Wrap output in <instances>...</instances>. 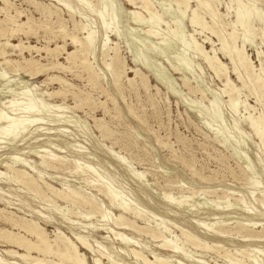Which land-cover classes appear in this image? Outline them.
Instances as JSON below:
<instances>
[{"label": "rangeland", "instance_id": "1", "mask_svg": "<svg viewBox=\"0 0 264 264\" xmlns=\"http://www.w3.org/2000/svg\"><path fill=\"white\" fill-rule=\"evenodd\" d=\"M12 1L17 9H23L34 18H37V20L40 19L39 12L27 0ZM42 1L47 4L53 3L50 0ZM76 1L70 0L72 12H74V20L80 21L90 30H94L95 48L93 49V54L89 57H91V61L94 60L92 62L94 69L99 74L97 88H95L96 86L92 87L85 77L79 76L75 68L62 70L52 67L50 63L55 60L53 57L45 55L46 53L43 51H40V53L24 52L22 55H10L8 53L9 56L6 59L10 60V67L8 64H6L8 67H5L2 59H0V74L2 72L6 76L7 74L8 76L11 74L9 77L4 76L0 78V81L3 83L0 89V102H2L0 103V109L9 116L19 118L18 120H23L24 118L26 121H31L26 115H35L31 123L27 124L24 121L21 124L20 127H23L25 130H22L18 136L15 135L16 137L7 138L6 135H2V132H0V171L4 172L3 176L1 175L0 177V208H3L6 212H12V215L17 216L18 219H32L38 222L50 239L54 237V231L58 230V232L60 231L67 237H70L74 242L75 233H78L86 236V238L88 237V241L94 247L96 246L95 242H98L101 250L105 251L104 253L106 254H111L112 259H119L123 255L122 249L124 245L115 239L116 237L109 230L111 228L115 232L123 233L124 236L130 238L135 242L137 247H141L144 254L153 259L151 251H154L156 254L161 253L158 245L159 241L145 233H138L130 227L114 224V217L119 214V211L110 205L104 195L92 189L93 183L101 185L97 183V179L101 176L100 180L110 182L112 188L116 189L117 195L115 199H123L131 207L142 211L141 213L144 214V217L145 214L148 216L149 220L137 219V225L159 226L162 230L164 229L163 231L166 230L167 232L165 231L164 234H166L167 239L172 241L171 243L177 244L182 253L186 254V257L188 256L185 260L181 257L173 258L183 259L182 261L186 264H232L231 261L233 263L238 261L236 259H240L239 262L242 264L252 263L251 259L253 262L256 260L258 263L264 264L263 227L257 224L255 225L256 227L250 225L253 222L259 221L261 223L264 221V215L259 216L260 214H264V147L259 138L252 132L249 123H247V120L251 117L253 119L262 117V119L260 118L261 121L264 119V114H262V112L264 113V41L262 40L264 39V29H262L264 28V21L262 23V19L264 20V18L260 19L264 17V0H239V2L238 0H233L231 3H228V0H222L224 2H221V0H218L219 2L217 0V2L212 1L217 11L218 18L216 20L222 29L221 34L223 33V36H225L224 34L231 31L235 32L236 38L238 37L236 40L237 46H242L244 54L251 59L254 73L259 77L261 75L260 91H262L259 100H256L254 93L251 92V84L247 82V85L243 87L241 81L239 82L236 76L232 74V63L218 48L220 45L217 37L209 31L201 30L199 26H192L189 23L188 15L191 9L196 6L197 0H188L187 9L189 13L186 12V9L184 14L181 13L175 2L171 0H150L154 4L151 3L154 9L160 14V17L153 18L156 21L147 20L148 15L139 9H135L141 14L138 18L128 14V10L133 8L124 0H111L110 6H108L110 3L108 0H103V2L102 0ZM99 2L101 3L99 4ZM239 4L244 5L242 6L243 11L246 9L250 13L248 19L243 24H237L234 16L235 9L241 6ZM246 5L252 9H248ZM0 6H3L1 1ZM235 6L237 7L235 8ZM251 6L255 7L256 10ZM102 9L104 11L107 10L105 13L107 15L104 16L106 22H109V17H112L110 27L108 26L106 31L101 30L103 29L102 23L98 17ZM180 9L182 10V8ZM201 11L200 13L205 22L211 24L210 17L204 10ZM251 13L254 16H250ZM59 14L62 16L61 19L66 32H75L66 9L61 10ZM22 19L25 21L24 16ZM90 21L91 25H88ZM47 23L49 24H47V29L45 30L34 26L36 29L35 34L28 33V35L23 36L20 34L10 39L14 43H18V40L22 39L23 42L39 47H54L56 43L59 46L65 43V49L71 51L73 46L70 40L68 38L62 39L57 32L58 23L55 21V18H51ZM247 23L250 25L247 26ZM113 29L115 30L113 31ZM147 30L154 31L155 34L158 33V36L145 34ZM242 31L245 32L244 34H247L245 37L249 36L250 40L242 36ZM80 32H78V35L82 37L83 33ZM103 35L106 36L104 37ZM179 36L181 37L179 38ZM241 36L243 39H241ZM261 37L263 38L260 39ZM185 40L186 42H191L186 43ZM100 41L102 42L100 43ZM104 42L108 44H105V47L117 46L118 57H120L119 59L123 67L125 65V74L120 78V82L123 81L119 85L120 89L114 86L111 72L103 66V57L99 49L101 48L100 45ZM195 44L202 45L203 50L210 55L215 53L225 64L230 80L236 87V91H234L235 104L233 106L228 95L223 93V84L212 73L205 61L202 60L200 54L195 49ZM56 54H58L57 59L59 62L64 65L70 63L65 60L64 51L58 50ZM27 59L36 61V66H33V68L40 65L39 67L43 66L44 71L41 70L37 77L31 78L25 73V67L27 68L29 65L27 63L24 64ZM185 61L188 62L185 63ZM18 64L21 66L18 67ZM173 67H176L177 70H173ZM10 68L13 71L7 70ZM16 68L21 69L20 73ZM134 70H139L145 75L148 81L147 87L149 85L148 88H144L143 81L138 76H134ZM50 75H55L66 80V84H70L71 86L69 87L66 84L63 86L61 84L60 86L56 80L47 82V77ZM183 79L187 80L188 86L195 89L199 88V91L202 92L189 91L188 86L183 84ZM24 80L27 81L26 85L21 83ZM4 83L8 84V87ZM7 89L8 91L12 89L10 91L11 94ZM57 89L64 92L65 95H53L51 98L47 96V93L56 91ZM20 90L21 93L25 91L23 97L20 95ZM29 91H32V93ZM72 91L79 92L82 98L86 97L85 103L87 105L74 107ZM16 93L18 95H15ZM211 96L214 97L215 101ZM10 98H15L16 103H24V107H29L26 108L28 113L19 114L18 111L13 113V111L4 108L3 102ZM211 100L212 103L210 102ZM40 102L44 105L39 104ZM114 104L118 107V110L114 108ZM56 105H61L62 108H55L54 106ZM127 106L135 111V113L129 114ZM32 108L37 109L34 110L36 113L30 110ZM218 115H221V117H218ZM95 120H100L99 122L107 127L110 132L109 137L101 135ZM262 122L264 125V120ZM47 130L54 134H42L47 133ZM45 141L47 144L44 143ZM57 147L61 148V151L55 150ZM35 149L36 151L42 149L49 150V152L53 151L55 154L63 155L69 162L73 160L78 161L77 163L80 167H76L75 165L74 169L78 172L80 169H83L85 172L83 170L80 171L83 176L75 174L70 169L51 170L42 166L39 163L40 158L33 153ZM78 149L82 151V156L80 157L75 156L76 152L74 150ZM32 150L33 152L31 153L30 151ZM12 154H16L17 157L22 158L21 160L28 164L26 168L33 167L27 170L35 177L41 172L40 174L44 177L43 179L54 188L61 189L67 186L80 189L81 187L83 193L94 198L99 203L101 212L84 217L83 214L88 212L87 207L78 204L74 206L68 205L47 193L45 195H34V193L26 190L23 185L14 181H7L5 177H11V172L6 168L5 162H9L8 157ZM115 154L122 155V161L124 162H121L118 157L116 158ZM87 167H93V170H96L97 173L95 171L94 174L88 173L91 170ZM83 177L88 178L87 181H91L92 179V182L87 184ZM253 181L256 183L252 184ZM221 195H225L226 198L221 199ZM120 199L117 200L119 201ZM64 206H67V210L63 208ZM61 209L65 210V213ZM250 209L252 212H250ZM155 216L158 218H155ZM124 217L131 220L129 215H124ZM3 219H0V228L17 232V229ZM238 222L242 226H237ZM243 222H246V224ZM209 226L215 229H210ZM218 227L221 228L219 229ZM236 227H240L238 228L240 232L236 231ZM246 228L251 229V231L255 230L260 236L253 231V237H244V235L249 234L247 233L248 231L251 232ZM222 229H226L230 234L227 232L226 235H220L223 237L218 238L219 240H214L213 236H211L212 233ZM259 229L260 232L258 231ZM182 232L194 234L209 245L210 243L211 245L218 243L223 250L220 248L221 250L215 253L200 249L186 242ZM241 232H245L246 234H242ZM2 240L0 237V253L6 248L18 250L16 247L6 244ZM76 244L78 245V242ZM233 249H237L235 250L236 252H232ZM225 250L231 251L232 256L229 259L222 258V253ZM244 250L249 252L248 254H252L249 255V257L251 256L250 259L242 252ZM18 251L22 252L20 249ZM80 252L85 255L89 264L93 263L91 259L93 258V253L85 251L82 248H80ZM31 255L38 256L34 251H31ZM38 257L41 258L42 256L39 255ZM47 259L49 258L47 257ZM103 261L105 263L107 260L103 259ZM125 261L127 263L130 262V264H136L133 260L126 259ZM139 264L144 263L141 262Z\"/></svg>", "mask_w": 264, "mask_h": 264}, {"label": "bare ground", "instance_id": "2", "mask_svg": "<svg viewBox=\"0 0 264 264\" xmlns=\"http://www.w3.org/2000/svg\"><path fill=\"white\" fill-rule=\"evenodd\" d=\"M2 2L3 6H0V59H2L3 64H5V67H8L6 64L9 65L10 60L6 59V57L9 56V54H18V55H22L24 52H28V53H40V51L45 52L47 56L49 57H53V59L55 61H52L50 64L52 67H56L62 70H71L72 68L76 69L78 71L79 76H83L85 77L86 81L92 85V87H95L98 84V79H99V74L95 71L94 66H93V61L90 60L91 57H89L91 54H93V49L94 47V40H95V36H94V30L92 31V29L90 30L85 24H82L80 21H76L73 18V14L74 12H72V5L70 4V0H50L53 3L51 4H47L45 2H43L42 0H27L30 4H32L34 6V8L39 12L40 14V19L37 20V18H34L30 13H27L26 11H24L23 9H17L16 6L14 5L12 0H0ZM47 1V0H46ZM76 1V0H75ZM81 1V0H80ZM101 1V0H100ZM110 1L109 5L111 4V0H108V2ZM130 7H132L133 9H129L128 10V14L133 15L135 17H140V13L139 11L135 10V9H139L142 12H145L148 15L147 20H151V21H156L153 18H158L160 17V14L157 10L154 9L153 7V3L150 0H124ZM173 2H175V4L178 6L179 10L181 11L182 14L185 13V10L188 8V0H171ZM212 1H216V0H197L196 6L194 8L191 9L190 14L188 15V21L192 26H199V28H201V30H207L210 33L214 34L217 37V40L219 42L220 47H218L220 49L221 52H223V54L227 57V59L230 60V62L232 63V74H234L236 76V78L239 80V82L241 81L243 87L245 85L251 84V92L254 93L256 100L260 99V87H261V83H260V77L258 75H256L253 71V67L251 66L252 62L251 59H249L243 52V48L242 46L239 47L236 44V40L238 39V37L236 38V34L234 31H231L227 34H224L225 36H223V33L221 34V28L216 20L217 17V11H216V7L214 6V2L212 3ZM218 1V0H217ZM216 1V2H217ZM233 0H228V3H231ZM77 2V1H76ZM79 2V1H78ZM103 2V0H102ZM160 2V1H159ZM167 2V1H166ZM219 2V1H218ZM221 2H224L221 0ZM239 2V0H238ZM241 2V1H240ZM84 3V2H83ZM82 3V4H83ZM101 2H99L100 4ZM153 5H152V4ZM253 3V2H252ZM88 4V3H87ZM164 4V3H163ZM220 4V3H219ZM243 4V3H242ZM242 4H239L241 6L237 7L235 6V8L237 7V9H235V18H236V22L237 24L240 23H244V21H246V19H248L249 17V12L246 11V9H244L245 11L242 10ZM84 5V4H83ZM226 6V4H224ZM85 6V5H84ZM93 6V5H92ZM219 6V5H218ZM87 7V6H86ZM101 7V6H100ZM113 7V6H112ZM168 7V6H167ZM171 7V6H170ZM230 7H232V5H230ZM241 7V9H240ZM247 7V5H246ZM253 7V6H251ZM85 8V7H84ZM89 8V7H88ZM99 8V7H98ZM106 8V5H105ZM166 8V7H165ZM182 8V10L180 9ZM229 8V7H227ZM248 8V7H247ZM254 10L255 7H253ZM68 13V16L71 18V22H72V27L73 30H75V32H71V33H67L66 32V28L64 26V23L61 19L62 16H60L61 14H59V12L61 10H65ZM100 9V8H99ZM175 9V8H174ZM248 9H252V8H248ZM75 10V9H74ZM92 10V9H91ZM204 10L206 12V14L210 17L212 23L211 24H207V22H205V20L203 19V16L201 15L200 11ZM228 10V9H227ZM230 10V8H229ZM76 11V10H75ZM103 9L102 12H99L98 17L99 20L101 21V25L102 28L101 30L106 31L108 29V26L111 24L112 22V17H109V22L105 21V13L106 11H104L103 13ZM253 11V10H252ZM188 12V9L187 11ZM202 12V11H201ZM257 12V11H255ZM79 13V12H78ZM77 13V14H78ZM81 13V12H80ZM127 13V12H126ZM189 13V12H188ZM229 13V12H228ZM82 14V13H81ZM80 14V15H81ZM178 14V13H177ZM204 14V13H203ZM83 15V14H82ZM85 15V14H84ZM180 15V14H179ZM187 15V14H186ZM185 15V16H186ZM254 16L253 13H251L250 16ZM256 15V13H255ZM23 16L25 17V21L22 19ZM87 16V15H85ZM129 16V15H128ZM221 16V15H219ZM263 16V15H261ZM260 16V17H261ZM21 17V19H20ZM80 17V16H79ZM144 17V16H143ZM51 18H55V21L58 23V34L60 35V37L62 39H66L68 38L70 40V43L73 46V49L71 51H68L65 49V43L61 44L59 46L58 43H56L54 45V47H50V46H43V47H39L37 45H32L30 43L27 42H23L22 39L18 40V43H14L11 41V37L13 36H18V35H28V33H34L36 32V29L34 28V26L37 27H41V29L43 28L44 30L47 29V21H50ZM258 17H256L257 19ZM264 17H261L260 19H262ZM87 19V18H86ZM250 19V18H249ZM138 20V19H135ZM134 20V21H135ZM160 20V19H159ZM173 20V19H172ZM177 20V19H176ZM251 20V19H250ZM258 20V19H257ZM86 21V20H85ZM88 21V20H87ZM115 21V20H114ZM133 21V19H132ZM139 21V20H138ZM135 21V22H138ZM249 21V20H248ZM252 21V20H251ZM260 21V20H258ZM263 19H262V23H263ZM143 22V21H142ZM147 23V21H145ZM144 22V23H145ZM150 22V21H148ZM151 23V22H150ZM174 23V22H173ZM246 23V22H245ZM91 25V21L90 23H88V25ZM96 24V23H94ZM114 24V23H112ZM142 24V23H140ZM229 24V23H228ZM233 24V23H232ZM236 24V25H237ZM248 24V23H247ZM93 25V23H92ZM97 25V24H96ZM126 25V24H125ZM235 25V26H236ZM250 24H248L247 26H249ZM252 25V23H251ZM231 26V25H230ZM243 26V25H242ZM245 26V25H244ZM247 26H245L246 28H248ZM264 26V24H263ZM110 27V26H109ZM113 27V26H112ZM150 27V26H149ZM180 27V26H177ZM253 27V26H252ZM65 28V29H64ZM94 28V27H93ZM100 28V27H99ZM182 28V26H181ZM127 29V28H126ZM173 29V28H172ZM235 29V28H234ZM242 29V28H241ZM264 29V28H262ZM261 29V30H262ZM100 30V29H99ZM115 29H113L114 31ZM118 30V29H117ZM116 30V32H117ZM132 30V29H131ZM232 30V29H231ZM82 31V32H80ZM110 31V30H109ZM112 31V30H111ZM168 31V30H167ZM56 32V31H55ZM77 32V33H76ZM78 32L83 33L82 37H79ZM129 32V31H128ZM135 32V31H134ZM164 32V31H163ZM171 32V31H170ZM176 32V31H175ZM179 32V31H178ZM177 32V33H178ZM241 32V31H240ZM243 32V31H242ZM52 33V32H50ZM97 33V32H96ZM113 33V32H112ZM118 33V32H117ZM132 33V32H131ZM168 33V32H167ZM174 33V32H171ZM245 32H243L242 36H246L247 34H244ZM35 34V33H34ZM98 34V33H97ZM96 34V35H97ZM111 34V33H110ZM145 34L148 35H152L158 36V33H154V31L151 30H147L145 31ZM175 34V33H174ZM254 34V33H253ZM33 35V34H32ZM46 35V34H45ZM54 35V34H53ZM82 35V34H81ZM130 35V34H129ZM170 36H172L171 34H169ZM177 35V34H176ZM180 35V34H178ZM104 36V35H103ZM106 36V35H105ZM104 36V37H105ZM119 36V35H118ZM131 36V35H130ZM167 36V35H165ZM239 36V35H238ZM241 36V37H242ZM26 37V36H25ZM36 37V36H35ZM99 37V36H97ZM103 37V39H104ZM117 37V36H116ZM156 37V36H155ZM175 37V36H174ZM181 36H179L180 38ZM192 37V36H191ZM249 36L245 37L248 38ZM171 38V37H170ZM240 38V37H239ZM244 38V39H245ZM263 37H261L260 39H262ZM102 39V38H100ZM190 39V38H189ZM243 39V37L241 38ZM249 39V38H248ZM105 40V39H104ZM246 40V39H245ZM244 40V41H245ZM250 40V39H249ZM253 40V39H251ZM264 41V39H262ZM106 41V40H105ZM147 41V40H145ZM150 41V40H148ZM177 41V40H176ZM243 41V40H242ZM102 41H100L101 43ZM181 42V41H180ZM186 42V40H185ZM187 42H191V41H187ZM186 42V43H187ZM48 43V42H47ZM210 43V42H209ZM243 43V42H242ZM262 43V42H261ZM105 42L103 44L100 45V54L103 57V66L111 72V75L113 77V84L116 88H119L120 82V78L123 74H125L124 72V67L122 62L120 61V57H118V53H117V46H112V47H105ZM192 44V43H191ZM190 44V45H191ZM108 45V44H106ZM189 45V44H186ZM243 45V44H242ZM252 45V44H251ZM97 46V45H96ZM144 46V45H143ZM152 46V45H151ZM154 46V45H153ZM193 46V45H192ZM158 47V46H157ZM213 48V46H211ZM129 49V48H128ZM195 49L197 50V52L200 54L202 60L205 61L206 65L210 68V70L212 71V73L217 77V79H219L221 81V83L223 84V93H226L229 97L230 102L232 103V106L235 104V97H234V91L235 90V85L231 82L230 77L228 75V70L225 66V64L218 58V56L213 53L212 55L208 54V52L204 51L202 48V45H198L195 44ZM58 50L64 51L65 52V60L67 62H70L68 65H64L63 63L59 62V60L57 59V55L60 54H56V52ZM211 50V49H210ZM194 51V50H193ZM212 51V50H211ZM260 51V50H259ZM96 52V49H95ZM130 52V51H129ZM196 52V53H197ZM213 52V51H212ZM215 52V51H214ZM9 53V54H8ZM261 53V52H260ZM98 54V53H97ZM99 54V55H100ZM135 54V53H134ZM195 54V53H194ZM259 54V52H258ZM263 54V53H262ZM258 56V55H257ZM260 56V54H259ZM95 57V56H94ZM172 57V56H171ZM199 57V56H198ZM100 58V57H99ZM263 58H264V54H263ZM23 59V58H22ZM97 59V57H96ZM147 59V58H146ZM150 59V58H149ZM179 59V58H178ZM183 59V58H182ZM168 60V59H167ZM181 60V59H180ZM143 61V60H141ZM184 61V60H183ZM263 61V60H262ZM15 62V61H14ZM13 62V63H14ZM17 62V61H16ZM22 62V61H19ZM136 62V60H135ZM145 62V61H144ZM148 62V61H147ZM188 62V61H187ZM185 61V63H187ZM229 62V61H228ZM23 63V62H22ZM27 63L29 64L27 66V68L25 67V73H27L31 78H35L37 77L39 74V72L43 69V66L39 67H35L33 68V66H36L35 63L36 61H33L32 59L30 60H26V62H24V64ZM142 63V62H141ZM140 63V64H141ZM178 63V62H177ZM181 63V62H180ZM264 63V62H263ZM15 64V63H14ZM17 64V63H16ZM170 64V63H169ZM1 65V64H0ZM38 65V64H37ZM46 65V64H45ZM144 66V64H142ZM171 65V64H170ZM12 66V65H11ZM21 66V65H20ZM18 64V67H20ZM26 66V65H25ZM32 66V67H31ZM187 66V65H185ZM2 67V66H1ZM10 67V65H9ZM42 68V69H40ZM151 68V67H150ZM154 68V67H153ZM176 67H173V70H177ZM186 68V67H185ZM188 68V67H187ZM190 68V67H189ZM3 69V68H2ZM1 69V70H2ZM6 69V68H5ZM17 69V68H16ZM47 69H48V64H47ZM46 69V70H47ZM105 69V70H106ZM7 70H12V68L7 69ZM20 70L21 69H17ZM23 70V71H24ZM133 70V69H131ZM186 70V69H185ZM260 70V69H259ZM262 70V69H261ZM11 71V72H12ZM15 71V69H14ZM101 71V70H100ZM192 71V70H191ZM257 71V69H256ZM262 72V71H261ZM23 73V72H22ZM260 73V72H259ZM25 74V75H27ZM261 74V73H260ZM11 75V74H10ZM9 75V76H10ZM22 75V74H21ZM264 75V74H263ZM6 76L3 72L0 74V78ZM8 74L6 77H9ZM124 76V75H123ZM134 76H138L142 81H143V85L145 86L144 88L147 87V79L145 78V75L140 72L139 70H134ZM160 77V76H159ZM162 77V76H161ZM235 78V79H236ZM5 79V78H4ZM3 79V80H4ZM123 79V78H122ZM130 79V78H129ZM165 79V78H164ZM171 79V78H170ZM2 80V79H1ZM8 80V79H7ZM56 80L60 86L62 84V86L64 84H66V80L55 76V75H50L47 77V82L49 81H53ZM158 80V79H157ZM166 80V79H165ZM183 84L188 86V82L186 79H183ZM9 81V80H8ZM6 81V82H8ZM11 81V80H10ZM14 81V80H13ZM55 81V82H56ZM131 81V80H129ZM159 81V80H158ZM133 82V81H132ZM135 82V81H134ZM201 82V81H200ZM10 83V82H9ZM12 83V81H11ZM21 83H23L24 85H26L27 81H21ZM87 83V84H88ZM6 84V83H4ZM129 84V83H128ZM20 85V84H19ZM69 85V87L71 86L70 84H66ZM123 85V84H122ZM142 85V84H141ZM241 85V84H240ZM241 85V86H242ZM3 86V83L0 81V89ZM6 86L8 87V84H6ZM35 86V85H34ZM100 86V85H99ZM170 86V85H169ZM240 86V87H241ZM23 87V85H22ZM25 87V86H24ZM68 87V86H66ZM149 87V85H148ZM147 87V88H148ZM249 87V86H248ZM21 88V87H20ZM36 88V87H35ZM97 88V86L95 87ZM189 91L191 92H196L199 91L198 89L192 88L190 86H188ZM246 88V87H245ZM3 89V88H2ZM6 89V87H5ZM27 89V88H26ZM94 89V88H93ZM120 89V88H119ZM201 89V88H200ZM214 89V88H213ZM263 89V88H261ZM12 89H10L7 91L10 93ZM36 90V89H35ZM40 90V89H39ZM122 90V89H121ZM170 90V89H169ZM173 90V89H172ZM202 90V89H201ZM239 90V89H238ZM241 90V89H240ZM23 91V90H22ZM27 91V90H26ZM78 91V90H77ZM174 91V90H173ZM248 91V90H247ZM6 92V91H5ZM21 93V90L19 91ZM18 92V93H19ZM32 93V91H29ZM200 93L202 91H199ZM208 92V91H207ZM222 92V91H221ZM250 92V91H249ZM13 93V92H12ZM30 93V94H31ZM175 93V91H174ZM204 93V92H203ZM11 94V93H10ZM65 95L64 92H62L61 90H56V91H51L49 93H47V96H53V95ZM82 94V93H81ZM215 94V93H214ZM236 94V93H235ZM3 95V94H2ZM7 95V94H6ZM15 95H18L17 93ZM21 97H23L25 95V91H23L21 94ZM26 95H28L26 93ZM35 95V94H34ZM37 95V94H36ZM62 95V96H63ZM72 95H73V99H74V107H79V106H83L84 104L87 105V103H85L86 101V97L82 98V96L80 97L79 92H74L72 91ZM83 95V94H82ZM86 95V94H85ZM202 95V94H201ZM205 95V94H204ZM37 97V96H36ZM213 97V96H211ZM237 97V96H236ZM245 97V96H244ZM13 98V97H12ZM8 99L5 100L4 103V108L9 109L11 111L16 112L18 111L19 114L22 113H28L26 110V108H29L27 106L24 107V103L23 104H18V102L16 103V101L14 99ZM205 98V97H204ZM24 99V98H23ZM214 99V97H213ZM219 99V98H217ZM29 100V99H28ZM41 100V99H40ZM39 100V101H40ZM90 100V99H89ZM87 100V101H89ZM1 101V100H0ZM42 101V100H41ZM125 101V100H124ZM215 101V99H214ZM221 101V100H220ZM31 102V101H30ZM43 102V101H42ZM92 102V101H91ZM194 102V101H193ZM212 103V100L210 101ZM261 102V101H260ZM2 103V102H0ZM28 103V102H27ZM26 103V105H27ZM32 103V102H31ZM44 103V102H43ZM90 103V102H89ZM189 103V102H188ZM214 103V102H213ZM37 104V103H35ZM41 104V102L39 103ZM46 104V103H44ZM43 104V105H44ZM187 104V103H186ZM1 105V104H0ZM29 105V104H28ZM42 105V104H41ZM42 105V106H43ZM85 105V106H86ZM89 105V104H88ZM46 106V105H45ZM201 106V105H200ZM214 106V105H213ZM245 106V105H244ZM3 107V106H2ZM31 107V106H30ZM55 108H62L61 105H56L54 106ZM246 107V106H245ZM114 108L116 110H118V107L114 104ZM128 110L129 114H134L135 111H133L129 106L126 107ZM113 109V108H112ZM30 110H37V109H30ZM39 110V109H38ZM10 111V112H11ZM32 111V112H33ZM40 111V110H39ZM30 112V111H29ZM35 112V111H34ZM43 112V111H42ZM69 112V111H68ZM17 113V114H18ZM36 113V112H35ZM137 113V112H136ZM15 114V115H17ZM214 114V113H213ZM262 114H264L262 112ZM44 115V114H43ZM199 115V113H198ZM222 115V114H221ZM221 115H218V117ZM23 116V115H22ZM216 116V115H215ZM258 116V115H257ZM254 116V117H257ZM20 117V116H19ZM26 117H29L28 119L31 121H26L24 118L23 120H18L19 118L17 117H12L6 114V112H4L2 109H0V132H2V135H6L7 138H13L15 135L18 136V134L23 130H25L23 127H20L21 124L25 121L27 124L31 123L34 120L35 115H26ZM250 117V116H249ZM248 117V118H249ZM21 118V117H20ZM33 118V120H32ZM259 119H253L252 117L249 118L247 121V123H249L250 128L252 129V132H254V134L259 138L262 146L264 147V125H263V120L261 121L260 118L262 119V117H258ZM38 120V119H37ZM72 120V119H71ZM80 120V119H79ZM83 120V119H82ZM96 121V126L99 129L100 133L102 136L104 137H109L110 136V132L107 129V127L99 122L100 120H95ZM43 122V121H42ZM45 122V120H44ZM86 122V121H85ZM41 123V122H40ZM25 124V123H24ZM26 124V126H27ZM50 124V123H49ZM86 125V124H85ZM89 127V126H88ZM168 127V126H167ZM27 128V127H26ZM46 129V128H45ZM230 130V129H229ZM41 131V130H40ZM46 131V130H45ZM48 131V130H47ZM26 134V133H25ZM38 134V133H37ZM45 135H51L54 134L53 132L48 131L47 133H42ZM139 134V132H138ZM137 134V135H138ZM139 136V135H138ZM222 136V135H221ZM224 136V135H223ZM16 137V136H15ZM44 138V137H43ZM15 139V138H14ZM24 140V139H23ZM35 140V139H34ZM234 140V139H233ZM4 141V140H3ZM63 141V140H62ZM235 141V140H234ZM15 142V141H14ZM13 142V143H14ZM21 142V141H20ZM25 142V141H24ZM50 142V141H49ZM2 143V142H1ZM9 143V142H8ZM46 143V141L44 142ZM47 144V143H46ZM51 144V143H49ZM72 144V143H71ZM39 145V144H38ZM52 145V144H51ZM259 145V144H258ZM134 146V145H133ZM38 147V146H37ZM57 147V149L55 150H60L61 148ZM69 148V147H68ZM81 148V147H80ZM34 149V148H33ZM53 150V149H52ZM75 156L76 157H80L82 156V151L81 150H74ZM121 151V150H120ZM25 152V151H24ZM31 153L33 152L30 151ZM65 152V151H64ZM87 152V151H86ZM113 152V151H112ZM29 153V152H28ZM38 158H40L39 163L51 170H66V169H70L73 170V172L79 176H83V174L80 173V171H82L80 169V171L78 172L75 168L76 167H80L79 164L77 163L78 161L73 160L71 162H69L63 155H59V154H55V152L53 153V151H46L45 149L39 150V151H35L33 152ZM60 153V152H59ZM115 153V152H114ZM113 153V154H114ZM92 155V153H91ZM19 156V155H18ZM105 156V155H104ZM114 156H116V158L118 157L121 162L123 157L122 155L119 156L117 154H115ZM73 157V156H72ZM90 157V156H89ZM107 157V156H106ZM68 158V157H67ZM88 158V157H87ZM125 158V157H124ZM9 162H5V166L8 170H10L11 172V177H5V179L7 181H14L18 184H21L24 186V188L32 193L38 194V195H45V193L50 194L51 196H53V198L62 200L63 202L67 203L68 205H82L83 207H87L88 212L84 213V217H87L89 215L92 214H97L100 213V205L99 203L92 197H89L88 195H86L85 193H83L80 189L77 188H70L67 187L66 188H54L50 183H48L45 179H43L44 177H42V175L40 173H38V175L35 177L34 175H32L27 169H31L33 167H28V164L25 163V161L21 160L22 158L17 157L16 154H12L9 155L8 157ZM76 159V158H75ZM7 160V159H6ZM25 160V159H24ZM84 161V160H83ZM130 161V160H129ZM27 162V160H26ZM38 163V162H37ZM36 163V164H37ZM4 164V163H3ZM16 164V165H14ZM84 164V163H83ZM88 164V163H87ZM39 165V164H38ZM86 165V164H85ZM252 165V164H251ZM89 166V165H88ZM35 167V166H34ZM129 167V166H128ZM82 168V167H81ZM88 169L91 170V172L88 173H93L94 171L96 172V170H93V167H87ZM130 168V167H129ZM250 168V167H249ZM45 169V168H44ZM86 169V168H85ZM95 169V168H94ZM133 169V168H132ZM251 169V168H250ZM69 171V170H68ZM84 171V170H83ZM89 171V170H88ZM39 172V171H38ZM85 172V171H84ZM7 173V172H6ZM97 173V172H96ZM135 173V172H134ZM243 173V172H242ZM4 174V172L2 173L0 171V177L1 175ZM43 174V173H42ZM87 174V173H86ZM137 174V173H136ZM171 174V173H170ZM255 174V173H254ZM100 175V174H98ZM141 175V173H140ZM3 176V175H2ZM6 176V175H4ZM85 176V175H84ZM139 176V175H138ZM244 176V175H243ZM99 177V176H97ZM101 177V176H100ZM99 177V178H100ZM50 178V177H49ZM54 178V177H53ZM91 178V177H90ZM97 179L98 182L101 185H96L93 183V188L96 191H98L99 193H101L102 195H104L106 197V199L108 200V202L110 203V205H112L114 208H116L119 211V214L117 216H113L114 217V224L115 225H123L124 227H130L132 228L134 231L138 232V233H145L146 235H149L151 238H156L159 243V250H161V253H155L154 251H151L152 254V258L150 259L146 254L143 253L141 247H137V245L135 244L134 241H132L130 238L124 236L123 233H119V232H115L113 229L109 228L110 232H112V234H114V237H116L115 239L120 241V244H123L124 247L122 249V257L121 258H116V259H112L111 258V254H106L103 252V250H101L100 248V244H98V242L96 243V248L93 246V244H90L91 242L88 241V237L86 238V236L75 233V240L76 242H78V245L76 244L75 240L74 242L70 239V237H67L66 235H64V233L62 232H58V230L54 231V237L52 239L49 238V236L47 235V233L44 231V229L38 224V222L32 220V219H24V218H17V216H13L12 212H6L3 208H0V219L4 218V221H7L11 224L12 227H14L15 229H17V232H12V231H8L5 229L0 228V237L3 239L2 241L5 242L6 244H9L13 247H16L18 250H22V252H19L18 250H15L14 248H6L4 250L1 251L0 253V264H89L85 258V255L83 253L80 252V248H82L85 251H90V253H93V258L92 259V264H130L127 263L125 260H133V262H136V264L139 263H144V264H186L184 263L181 259H176L173 257H181L184 258V260L188 257H186V254H183L181 249L178 247L177 244H173L171 243L172 241H169V239H167V237L165 236L166 234H164V232L159 226L156 227H150V226H139L136 223V220L138 219H142V220H149L148 216L144 217V214H142V211H138L136 210V208L131 207L130 205H128L125 201H123V199H120L119 201L117 199H115L117 193H116V189L112 188V186L110 185L111 183L108 181H104V180H100ZM168 178V177H167ZM175 178V177H174ZM1 179V178H0ZM82 179V178H81ZM84 180H86L85 182L91 183V181H87L88 178H84ZM95 179V178H94ZM172 179V178H171ZM251 179V178H250ZM96 180V179H95ZM170 181V180H169ZM258 182V181H257ZM96 183V182H95ZM255 184L256 182L253 181L252 184ZM16 185V184H15ZM85 185V184H84ZM63 186V185H62ZM169 186V185H168ZM65 187V186H64ZM89 187V186H88ZM45 190H44V189ZM203 191V190H202ZM91 194V193H90ZM201 194V193H200ZM158 195V194H157ZM166 195V194H164ZM96 196V195H95ZM122 196V195H121ZM160 196V195H159ZM172 196V195H171ZM263 196V195H262ZM168 197V196H167ZM181 197V196H180ZM96 198V197H95ZM98 198V197H97ZM171 198V197H170ZM187 198V197H186ZM191 198V197H190ZM193 198V197H192ZM221 199L226 198L225 195H221L220 196ZM3 199V198H2ZM43 199V197H42ZM127 199V198H126ZM166 199V197H165ZM185 199V198H184ZM47 200V199H46ZM117 200V201H116ZM243 200V199H242ZM1 201V200H0ZM6 201V200H5ZM180 201V200H179ZM183 201V200H181ZM205 201V200H204ZM254 201V200H253ZM100 202V201H99ZM228 202V200H227ZM243 202V201H242ZM53 203V202H52ZM178 203V202H177ZM205 203V202H204ZM212 203V202H210ZM215 203V202H214ZM213 203V204H214ZM220 203V202H219ZM263 203V202H262ZM11 204V203H10ZM102 204V203H101ZM201 205V204H200ZM244 205V204H243ZM208 206V205H207ZM218 206V205H217ZM232 206V205H231ZM247 206V205H245ZM263 206V205H262ZM57 207V206H56ZM71 207V206H70ZM209 207V206H208ZM225 207V206H224ZM234 207V206H233ZM59 208V207H58ZM57 208V209H58ZM64 209L67 210V206L63 207ZM62 208V209H63ZM79 208V207H78ZM81 208V207H80ZM220 208V207H219ZM61 209V210H62ZM69 209V208H68ZM240 209V208H239ZM249 209V208H248ZM59 211V209H58ZM65 213V210H62ZM86 211V210H84ZM217 211V210H216ZM261 211V210H260ZM245 212H249V211H245ZM250 212L251 209H250ZM60 213V212H59ZM75 213V212H74ZM262 213V212H261ZM41 215V214H40ZM62 215V214H60ZM80 215V214H79ZM124 215H129V217L131 218V220L129 218L124 217ZM263 216L264 214H260L259 216ZM42 216V215H41ZM255 216V215H254ZM43 217V216H42ZM83 217V218H84ZM147 217V219H145ZM153 217V216H152ZM253 217V214H252ZM105 218V215H104ZM155 218H158L155 216ZM165 218V217H164ZM248 218V217H247ZM262 218V217H261ZM152 219V218H151ZM218 219V218H217ZM252 219V218H250ZM249 219V220H250ZM264 219V218H263ZM154 221V220H153ZM254 221V220H252ZM237 222V221H236ZM257 221V222H253L252 224H250L251 226H255L256 224L263 227L262 230H264V221H262L261 223ZM8 223V224H9ZM199 223V222H198ZM241 223V222H240ZM244 223V222H243ZM248 223V221H247ZM251 223V221H250ZM158 224V223H157ZM206 224V223H205ZM246 224V222L244 223ZM150 225V224H149ZM203 225V224H202ZM240 226L241 224H239V222L237 223V226ZM214 226V224H213ZM229 226V225H228ZM234 226V225H233ZM236 226V224H235ZM242 226V225H241ZM249 226V225H248ZM250 226V227H251ZM121 227V226H120ZM175 227V226H174ZM207 227V226H206ZM210 227V226H209ZM256 227V226H255ZM101 228V227H100ZM166 228V227H165ZM169 228V227H168ZM219 229L221 227H218ZM229 228V227H227ZM226 228V229H227ZM240 228V227H238ZM238 228L236 227V231L238 230ZM207 229V228H205ZM210 229H215V228H211ZM209 229V230H210ZM218 229V230H219ZM220 230L218 232H213L211 236H213L212 238L214 240H219L218 238H221L223 236L220 235H226V233L229 231L227 230ZM248 229V228H246ZM246 229H244L246 231ZM171 230V229H170ZM180 230V229H179ZM187 230V229H186ZM251 231V229H248ZM84 231V230H83ZM183 231V230H182ZM203 231V230H202ZM213 231V230H212ZM230 231H232L230 229ZM239 231V230H238ZM255 230H252L251 232H247L249 234L244 235V237H253ZM260 232V229L258 230ZM21 232V233H20ZM167 232V231H166ZM171 232V231H170ZM188 232V231H187ZM240 232V231H239ZM229 233V232H228ZM242 233V232H241ZM242 233V234H243ZM258 233V232H255ZM264 233V231H263ZM171 234V233H170ZM182 234L184 235V240L200 249L203 250H209V251H213L215 253H218L219 250L222 249V247H220L218 245V243L210 245L206 242L201 240L198 236L191 234V233H185L182 232ZM211 234V233H210ZM230 234V233H229ZM259 235V233L257 234ZM255 235V236H257ZM108 236V235H107ZM260 236V235H259ZM264 236V234H263ZM94 240V239H93ZM246 240V239H245ZM210 241V240H209ZM252 241V240H251ZM94 242V241H93ZM185 243V242H184ZM103 247V246H102ZM224 247V246H223ZM221 248V249H220ZM250 248V247H249ZM223 250V249H222ZM237 250V249H235ZM233 249L232 252L235 251ZM264 250V249H263ZM31 251H34L39 255H41L42 257H38V256H32L31 255ZM239 251V250H238ZM241 251V250H240ZM251 251V250H250ZM184 252V251H183ZM236 252V251H235ZM244 252V254H246L248 256V258L250 259L249 255L252 254H248L249 252H246L245 250L242 251ZM252 252V251H251ZM110 253V252H109ZM241 253V252H240ZM259 253V252H258ZM261 253V252H260ZM264 253V251H263ZM237 254V253H236ZM262 254V253H261ZM221 255V254H220ZM232 256L231 255V251L225 250L222 253V258L225 259H229V257ZM47 257L49 259H47ZM242 257V256H241ZM192 258V257H191ZM237 258V257H236ZM246 258V257H245ZM103 259H106L107 261L104 263ZM233 259V258H232ZM242 259V258H241ZM235 260V259H234ZM238 260L237 262H232V264H242L239 262L240 259H236ZM247 260V259H246ZM254 260V259H253ZM258 260V259H257ZM260 260V258H259ZM228 261V263H230ZM196 262V261H195ZM198 262V261H197ZM204 262V261H203ZM242 262V261H241ZM252 263H248V264H262V263H258V261L255 260V262L252 261ZM200 263V262H199ZM190 264V263H189ZM198 264V263H196ZM215 264V263H214Z\"/></svg>", "mask_w": 264, "mask_h": 264}]
</instances>
